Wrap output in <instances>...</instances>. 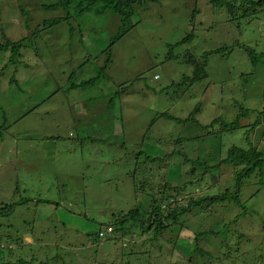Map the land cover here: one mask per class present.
<instances>
[{
    "label": "rangeland",
    "instance_id": "374dc122",
    "mask_svg": "<svg viewBox=\"0 0 264 264\" xmlns=\"http://www.w3.org/2000/svg\"><path fill=\"white\" fill-rule=\"evenodd\" d=\"M76 1L65 10L49 8L57 0H0V38L4 34L18 41L43 23L69 15L68 21L48 26L31 40L29 52L0 78V127H4L0 204H16L12 214L0 217V237L14 243L3 260L7 264L18 259L33 264H188L192 234L219 228L214 221L186 223L193 232L183 231L176 245L164 242L162 252L153 248L150 254L146 252L150 242L140 238L139 230L134 229L123 246L115 240L117 234L98 237V231H105L100 224L111 213L142 207L127 176L135 167L130 157L137 152L160 157L171 151L168 167L164 169L162 162V169L155 167L153 187L164 180L180 185L189 173L194 183L188 191L199 189V195L215 193L234 173L226 167L202 179V168L192 172L181 155L213 165L231 146L252 143L264 152V127L254 131L247 127L264 103V69L253 67L243 50L246 45L257 54L264 53V15L259 13L237 26L223 23L224 14L214 11L206 0L138 5L131 19L136 26L112 47L107 76L68 91L69 84L98 75L107 59L102 52L120 26L111 11L95 15L83 11L84 6L77 7ZM195 9L199 13L192 23ZM192 28L194 39L175 47V58L169 61L168 45L185 38ZM220 48L224 50L208 57L205 76L182 84L193 72L186 64L187 53L201 65L205 52ZM3 64L0 58V67ZM117 91L122 93L114 97ZM239 107L252 110L240 119L239 129L209 135L220 127L209 126L214 119L231 123ZM158 113L179 120L194 115L196 122L158 119L146 134ZM44 136L55 139L41 141ZM86 136L90 141L80 145ZM218 173L221 178L215 179ZM242 193L245 212L242 207L233 208L224 221L246 213L232 224V236L227 237L239 236L238 245H232L240 257L233 263L264 264V185H258L254 177ZM37 198L54 204L36 206ZM23 199L31 201L23 204ZM225 238L206 236L200 247L216 254ZM223 258L211 264H231Z\"/></svg>",
    "mask_w": 264,
    "mask_h": 264
},
{
    "label": "trees",
    "instance_id": "16d2710c",
    "mask_svg": "<svg viewBox=\"0 0 264 264\" xmlns=\"http://www.w3.org/2000/svg\"><path fill=\"white\" fill-rule=\"evenodd\" d=\"M74 1L75 0H57V3L53 6H49V8L61 7L67 10L70 6H72ZM159 1L160 0H77L76 6L80 9L84 6L83 11L85 12L92 11L95 15H102L111 11L117 16L120 26L118 28V32L109 41L108 47L102 52V54H106L107 59L98 69V75L87 81L69 84L67 90L70 91L79 89L85 85L93 84V82L100 77H106V71L112 63V47L136 26L131 22V19L135 14V7L141 4L158 3ZM206 2L214 11H220L223 13L225 16L223 23H228L230 25L236 24L238 26V24L244 21H250L259 13L264 15V0H206ZM198 13L199 11L195 9L192 15V23H194ZM68 20L69 15L64 18L54 19L50 22L43 23L40 27L36 28L34 33L29 35V37H25L24 39L18 41L10 40L2 33L3 35H1L0 38V58L3 59L4 64L0 67V78L10 66L18 63L20 59L27 54L26 52H29V42L38 38L41 31L46 29L48 26H53L62 21ZM193 34L192 28L191 32L185 38L177 42L175 45H168L169 53L167 55V59L169 61L175 58L172 50L177 46H182L191 42L194 39ZM223 50L224 48H220L205 52L202 55L203 63L201 65L198 64L197 59H195L190 53H187L186 55H188V60L186 64L192 67L193 72L191 77L183 79L182 84H193L205 76L207 74L206 66L208 57L212 54L222 52ZM243 50L246 52L253 67L257 66L264 69V53L257 54L254 49L247 47L246 45H243ZM37 55L38 53L36 56ZM88 57L89 59H94L91 58L90 55ZM85 63L86 62L83 64ZM179 85L180 84H177V86ZM262 90L264 91V89ZM56 93L57 91H54L51 94V97ZM121 93L122 92L117 91L114 94V97ZM112 102L113 99L109 101V104H112ZM259 110L256 111L258 116L255 121L250 124V126H247L252 131L257 129L259 126L264 127V103L261 104ZM195 111L196 108L192 113L195 114ZM251 112L252 110L239 107V113L231 123H227L220 118L214 119L209 126L219 124L220 127L216 132H208L209 135L216 136L218 134L233 132L239 129L241 127L239 124L240 119L247 117ZM193 116L194 115H190L185 120H179L167 113H158L148 123L146 134L150 132L158 119L176 122L192 120L191 122L195 123L196 120L193 119ZM245 127L246 126H244V128ZM3 129L4 127H0V132H2ZM51 139L53 140L55 138L44 136L41 141H48ZM89 141V138L86 136L82 140H79V144L83 145ZM181 156L184 157L185 163L189 162L191 164L193 167L192 172H196L197 168H202V173H200L202 179L210 176L213 172L219 171L222 168L226 169V167L234 173V176L221 188H217L215 193L209 194L207 191V193L203 195H199V189L195 193H190L188 191V185L194 183L192 182L193 180H191L192 177L189 173H186L188 174V180L184 181L180 185H172L164 180L160 181L159 184L154 185L153 187L152 182L154 181L153 177L156 171L155 167L159 169L164 167V169H166L169 165L168 161L171 157H173V154L169 151L163 156L155 157L146 153L144 154L143 152H137L134 156L130 157V163L131 161L132 163L134 162L135 167L128 171L127 176L132 182L135 194H138L136 197H139L141 200L142 207H136L126 213L121 211L111 213L106 222L104 224H100V226L105 227V231H98V234H101L100 238H104L106 234H117L119 237L117 239L115 238V240L122 241L123 246H125L126 241L124 239L131 236L134 229L139 230L140 238L147 237L148 241H146V243L150 242V249L146 251L147 254H150V250L153 248L162 252L164 250V247L162 246L164 242H175L174 244L176 245L179 238H181L179 240H182L183 231H192L190 226L186 223L197 221L203 224V220L208 218L209 221H214L215 226L220 227H215L216 229H211V231L193 233L192 241L189 243V247L192 244V248L189 256L186 257L185 260H187L188 264H211L215 259H218V257L221 256L224 257L223 259L230 260L231 264H235L233 261H237L240 254L238 249L234 251V246L232 244L238 245L237 240L239 236L236 237L234 235L236 239H227V237L232 236L230 234L232 224L237 223L242 218L246 217V213H244L246 208L244 207L245 204H243L241 197L243 195L242 190L249 186L251 179L254 177H257L258 185H264V152L258 151L254 148L252 143H248L247 147L231 146L225 151L224 157H220V160L216 164L213 163V165H208L207 162L203 160L201 161L199 158L190 160L184 155ZM161 162L162 167L160 165ZM219 178H221V176L218 173L215 179ZM253 196L254 195H252V197ZM30 201L31 200L29 199H23L22 203L28 204ZM146 202H148L147 205H145ZM36 203V206L42 204L50 206L51 204H54L41 198H37ZM15 206L16 204H0V217L12 214ZM237 207H242L244 212L239 214L236 213L233 219H229L228 222L225 223L224 221L226 217H229V212H231L233 208L236 209ZM217 217H221V219L219 220ZM89 220L91 224H95L94 220ZM262 229L264 230V226H262ZM174 230L177 231L176 234H173L175 232ZM164 235H166L168 239H165ZM210 235H216L217 237L221 235L226 237L216 254L208 252L200 247V243L203 238ZM154 242H157L158 245L157 243L155 245ZM21 243L24 244L23 242ZM2 245H4V247H2ZM13 248L14 243L11 238L5 241L2 237H0V264H7L6 261L3 260V256L5 257V253H10ZM131 255L133 256V253ZM14 264L33 263L32 261L18 259L14 262Z\"/></svg>",
    "mask_w": 264,
    "mask_h": 264
},
{
    "label": "clouds",
    "instance_id": "9594fccd",
    "mask_svg": "<svg viewBox=\"0 0 264 264\" xmlns=\"http://www.w3.org/2000/svg\"><path fill=\"white\" fill-rule=\"evenodd\" d=\"M155 78H157V76H155ZM101 236V234H98V237H100Z\"/></svg>",
    "mask_w": 264,
    "mask_h": 264
},
{
    "label": "built area",
    "instance_id": "2783aa9c",
    "mask_svg": "<svg viewBox=\"0 0 264 264\" xmlns=\"http://www.w3.org/2000/svg\"><path fill=\"white\" fill-rule=\"evenodd\" d=\"M2 247H4V245H2Z\"/></svg>",
    "mask_w": 264,
    "mask_h": 264
},
{
    "label": "crops",
    "instance_id": "0c3cea01",
    "mask_svg": "<svg viewBox=\"0 0 264 264\" xmlns=\"http://www.w3.org/2000/svg\"><path fill=\"white\" fill-rule=\"evenodd\" d=\"M40 206H42V205H40ZM45 206V205H44ZM46 207V206H45Z\"/></svg>",
    "mask_w": 264,
    "mask_h": 264
}]
</instances>
